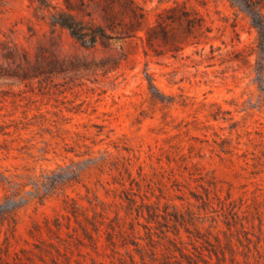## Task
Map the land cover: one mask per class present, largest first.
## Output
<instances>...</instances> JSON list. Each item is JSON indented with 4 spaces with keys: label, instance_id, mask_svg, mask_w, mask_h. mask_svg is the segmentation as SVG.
Segmentation results:
<instances>
[{
    "label": "rangeland",
    "instance_id": "obj_1",
    "mask_svg": "<svg viewBox=\"0 0 264 264\" xmlns=\"http://www.w3.org/2000/svg\"><path fill=\"white\" fill-rule=\"evenodd\" d=\"M139 3L150 23L163 8L184 3L204 16L210 30L173 51L149 45L143 32L142 39H113L109 48L84 50L66 29L42 18L36 1L0 0V178L27 183L25 202L16 207L15 236L3 255L11 264L20 247H34L33 223L55 216L65 221V195L88 206L87 188L109 217L126 214L127 196L137 203L143 198L167 217L181 213L182 242L176 244L184 250L195 253L194 244H201L192 235L195 227L214 243L215 236L224 246L231 241L233 255L224 247L225 258L212 253L210 264H245L246 255L264 261V50L257 30L229 0ZM73 169L80 175L64 190L42 201L28 193L35 190L31 182L47 181L52 171L65 178ZM4 194L0 184L1 203ZM19 202L15 195L7 204ZM142 210L135 218L130 209L126 220L134 218L144 245V224L152 227L160 256L172 247L159 237L163 231L179 240L172 220L160 215L162 224L148 223ZM70 223L75 225L73 217ZM42 235L47 238L45 230ZM128 248L138 259L133 245ZM104 251L109 249L72 246L67 255L70 264H115Z\"/></svg>",
    "mask_w": 264,
    "mask_h": 264
},
{
    "label": "trees",
    "instance_id": "obj_2",
    "mask_svg": "<svg viewBox=\"0 0 264 264\" xmlns=\"http://www.w3.org/2000/svg\"><path fill=\"white\" fill-rule=\"evenodd\" d=\"M36 1V10L48 24L54 28L63 30L66 29L73 39V42L84 50H95L98 45L103 48L111 47L113 39H126L136 37L142 39L140 32L145 34L147 43L151 46L162 47L164 51H173L182 49L183 44H189L197 41H192L193 38L201 35L204 31H209V27L204 26L205 18L197 10L189 9L184 3L169 5L158 12L154 23L147 21L146 12L139 0H32ZM233 7L244 11L249 17L251 24L256 28L258 33L259 46L264 50V0H229ZM264 63H261V79L264 82L263 74ZM264 91V89H263ZM104 154L99 158L100 161L105 160ZM118 169L117 166H114ZM124 170L130 178L131 173L127 166ZM72 173L61 178L59 172L52 171V176H46L47 181L38 179L36 182H31L35 190L28 191L32 197L42 201L46 197L52 195L55 190H64L66 186L71 184L72 180H76L80 172L75 175L74 169ZM77 181V180H76ZM121 185L124 183L119 181ZM0 184L5 190V202H0V234L3 233V238L0 241V264H11L3 255L9 254L11 238H14L16 231V207L25 202V198L21 195L24 186L27 183L12 181L8 176L0 178ZM41 186L43 189L41 190ZM87 188L85 195L88 206H83L77 202L74 197L65 195L64 209L66 210L65 221H62L58 216L52 219H45L43 224L33 223L29 229V235L34 238L33 248L20 247L15 251L13 258L14 264H39L36 259L42 263H48V259L52 264H70V257L67 251L72 250V246L80 248L81 246L90 247L94 251H98L99 246H103L105 255L111 257V261L115 264H128L126 255L129 259V264H210L209 258L211 254H215L218 260L225 258L224 247H227L233 255L234 248L231 241H227L224 245L218 236H215V243L212 242L209 236L202 233L199 228L195 227V233L192 235L194 240L201 239V244H194L196 252L184 250V246L177 245V242H182L180 229L178 224L184 223L183 216L179 212L172 214V217H167L159 212L157 207L143 198L140 203L132 196H127L128 206L124 216L115 211L113 217H109L105 212V203L98 199L97 195L89 194ZM10 193V196L8 195ZM19 195V202L16 206L10 204L12 196ZM15 201V199H12ZM142 207L146 208L147 216H144L149 223L155 221L162 224L159 216H163L166 223L169 219L172 220V229L174 235L171 237L166 231L160 238H166L172 247H167L166 251L159 256L156 251L154 233L149 224H144L146 228L147 241L146 244H141L136 236V228L134 218L126 220L128 211L135 209V218L143 215ZM91 210V213H89ZM167 215L170 213H166ZM166 216V217H165ZM73 217L75 225L70 223ZM127 223L128 226H125ZM169 225V224H163ZM186 231L191 232L189 227L183 224ZM65 227L66 237L61 235V231ZM45 230L47 238L42 235ZM104 235V241L100 243L101 235ZM158 235V234H157ZM132 244L134 251L138 255L129 250L128 245ZM61 246L64 252L61 251ZM124 247L122 253L119 248ZM254 248L259 250L257 242ZM204 249L208 251V256H205ZM21 255H19V253ZM178 253V255L176 254ZM47 256V258H46ZM60 257H63L61 259ZM245 264H259V259L251 260L246 255ZM261 264V263H260ZM264 264V261L263 263Z\"/></svg>",
    "mask_w": 264,
    "mask_h": 264
}]
</instances>
